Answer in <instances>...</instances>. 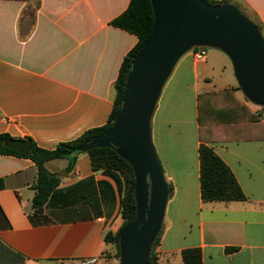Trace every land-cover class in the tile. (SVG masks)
Here are the masks:
<instances>
[{
    "label": "crops",
    "instance_id": "crops-1",
    "mask_svg": "<svg viewBox=\"0 0 264 264\" xmlns=\"http://www.w3.org/2000/svg\"><path fill=\"white\" fill-rule=\"evenodd\" d=\"M38 1L0 0V136L52 150L107 123L137 38L111 25L130 0ZM234 1L264 32V0ZM199 49L206 57L195 61ZM228 90L264 122V102L244 88L235 56L194 38L152 92L148 138L167 189L156 264H182L186 249H198L202 264H264V140L230 137L239 106L217 95ZM201 144L228 167L244 201L201 200ZM86 152L71 168L67 160L45 163L60 182L41 214L31 206L34 163L0 155V264H77L110 251L104 237L122 223L121 190L92 170Z\"/></svg>",
    "mask_w": 264,
    "mask_h": 264
},
{
    "label": "water",
    "instance_id": "water-1",
    "mask_svg": "<svg viewBox=\"0 0 264 264\" xmlns=\"http://www.w3.org/2000/svg\"><path fill=\"white\" fill-rule=\"evenodd\" d=\"M155 17L152 38L133 62L113 129L82 148H113L132 165L136 177L137 218L120 235L119 245L129 251L131 238L144 228L153 209L162 214L167 189L148 138L150 97L175 54L194 38L218 42L236 58L244 88L264 102V42L257 28L231 6H210L199 0H150ZM6 148L27 156L29 140H8ZM60 177V176H59ZM150 181V194L146 191ZM150 199V200H149Z\"/></svg>",
    "mask_w": 264,
    "mask_h": 264
},
{
    "label": "trees",
    "instance_id": "trees-1",
    "mask_svg": "<svg viewBox=\"0 0 264 264\" xmlns=\"http://www.w3.org/2000/svg\"><path fill=\"white\" fill-rule=\"evenodd\" d=\"M38 5V0H36ZM210 6H231L238 13L246 17L240 4L234 0H199ZM256 20V19H255ZM111 25L115 28L123 30L134 35L137 38L135 46L124 57L114 83L115 96L113 100L112 111L107 123L99 128L91 129L84 132L78 138L59 143L52 150H44L36 147L31 142L30 152L27 156L11 150L4 146V143L11 140L8 136H0V155L7 154L16 157L26 158L32 161L36 167V179L32 185L34 191L31 200L33 214H41L43 207L50 194L57 188L60 179L49 173L45 169V163L52 160H67L70 162V168L73 166L77 155L82 148L89 145L94 139H97L109 133L114 126L116 116L124 95L126 83L131 66L137 58L143 47L150 41L153 35L155 17L150 0H130L126 10ZM255 27L263 32L261 25L255 22ZM232 90L224 91L217 95L230 94L239 106L234 109L239 115L241 123H236L230 127V137L234 140H264V122L260 121L259 115L248 110L242 102L236 99ZM201 98V97H200ZM199 113V108H198ZM246 114V115H245ZM199 119V117H198ZM199 138L201 139V130H199ZM87 155L93 171L103 172L110 176L120 187V217L122 223L115 233H107L104 241L107 245L114 246L116 250V258L119 257V239L123 231L130 228L137 218V201H136V177L130 162L122 158L113 148L107 146H92L87 149ZM199 156V190L200 198L203 202H242L245 200L244 195L234 179L231 171L220 160L211 148L201 144L198 149ZM171 191V189H170ZM161 231L155 238L151 257L155 254L154 250L159 243ZM106 251L102 257L105 260ZM182 264H202L200 251L198 249H186L181 252ZM155 257V256H154ZM153 264L156 259L153 258Z\"/></svg>",
    "mask_w": 264,
    "mask_h": 264
},
{
    "label": "rangeland",
    "instance_id": "rangeland-1",
    "mask_svg": "<svg viewBox=\"0 0 264 264\" xmlns=\"http://www.w3.org/2000/svg\"><path fill=\"white\" fill-rule=\"evenodd\" d=\"M240 6L242 7L246 16L245 19L255 26V18L241 4ZM258 32L260 39L264 42V32H260L259 30ZM145 183L147 187L146 191H148L150 194V181L148 178H146ZM145 218L147 223L138 233V235H135L134 233L133 237L131 238L129 251H123L122 247L119 245V257L116 258V250L114 246L111 245V251L107 253L105 257V260L109 264H153V258H155V255L151 257L152 247L155 238L159 235L160 231H162V227L164 226L163 212L160 216L158 211L153 209L149 216H145Z\"/></svg>",
    "mask_w": 264,
    "mask_h": 264
},
{
    "label": "built area",
    "instance_id": "built-area-1",
    "mask_svg": "<svg viewBox=\"0 0 264 264\" xmlns=\"http://www.w3.org/2000/svg\"><path fill=\"white\" fill-rule=\"evenodd\" d=\"M206 57L205 49H199L192 53V58L195 61H202ZM77 264H109L106 260L102 257H91L86 259L78 260Z\"/></svg>",
    "mask_w": 264,
    "mask_h": 264
}]
</instances>
